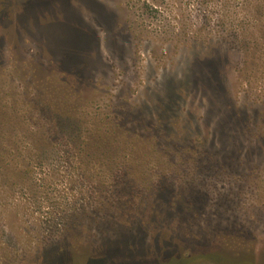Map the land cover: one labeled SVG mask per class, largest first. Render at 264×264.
Returning <instances> with one entry per match:
<instances>
[{
	"label": "rangeland",
	"instance_id": "obj_1",
	"mask_svg": "<svg viewBox=\"0 0 264 264\" xmlns=\"http://www.w3.org/2000/svg\"><path fill=\"white\" fill-rule=\"evenodd\" d=\"M0 129V264H264V0H0Z\"/></svg>",
	"mask_w": 264,
	"mask_h": 264
},
{
	"label": "trees",
	"instance_id": "obj_2",
	"mask_svg": "<svg viewBox=\"0 0 264 264\" xmlns=\"http://www.w3.org/2000/svg\"><path fill=\"white\" fill-rule=\"evenodd\" d=\"M3 129H0L2 131ZM43 145V144H40ZM3 143L0 141V152L4 151ZM10 159V160H9ZM29 163V162H28ZM28 163H26V160H22L21 162L19 160L11 159V158H4L1 156L0 153V178H5L8 175H14L16 172V169L19 166H22L24 169L31 171L28 166ZM222 261V260H220Z\"/></svg>",
	"mask_w": 264,
	"mask_h": 264
}]
</instances>
